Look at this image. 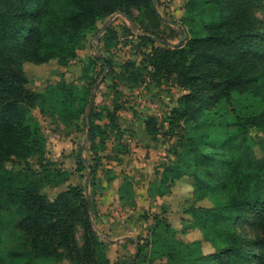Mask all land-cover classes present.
<instances>
[{
    "label": "trees",
    "instance_id": "obj_1",
    "mask_svg": "<svg viewBox=\"0 0 264 264\" xmlns=\"http://www.w3.org/2000/svg\"><path fill=\"white\" fill-rule=\"evenodd\" d=\"M115 11L141 27L135 35L140 67L152 79L171 78L186 90L165 120L171 132L186 130L184 124L191 132L175 131L176 158L163 163L154 191L167 193L175 179L189 175L195 198L210 200L208 206L182 209L198 226L200 238L172 239L152 227L148 238H137L135 255L144 258L149 246L148 258H164L162 264H264V154L256 157L245 141L249 124L257 126L262 136L256 140L264 152V107L244 119L234 113L230 124L237 132L232 134H222L223 114L213 109L222 99L229 102L234 90L264 102V0H185L181 23L186 35L173 45L165 41L177 30L171 26L164 34L159 29L162 19L154 0H0V228L12 216L19 245L7 256L0 252V264H59L62 259L70 264L108 263L107 242L92 223V194L89 203L82 185L69 184L49 197L45 184L65 181L64 170L44 166L43 172L25 174L5 162L43 152L45 138L30 115L33 107L43 112L52 107L62 125H79L80 110L72 108L80 92L76 83L61 78L36 91L28 86L23 63L56 58L66 64L87 33L97 29V19ZM101 37L107 49L116 32L109 25ZM89 113L86 135L93 141L105 129L95 122V112ZM144 124L149 135L159 132L156 116L147 115ZM78 161L85 166L83 158ZM90 169L92 182L95 166ZM130 187L123 178L120 200L130 197ZM202 241L212 249L204 251Z\"/></svg>",
    "mask_w": 264,
    "mask_h": 264
},
{
    "label": "rangeland",
    "instance_id": "obj_2",
    "mask_svg": "<svg viewBox=\"0 0 264 264\" xmlns=\"http://www.w3.org/2000/svg\"><path fill=\"white\" fill-rule=\"evenodd\" d=\"M184 2L154 0V6L162 19L159 29L164 34H168L171 26L177 30V33L168 36L167 40L171 43L181 42L186 35V28L181 23ZM137 13L134 9L133 14ZM110 16L107 26L111 25L116 32V39L113 45L105 49L101 39L105 29L99 33L98 39L96 35ZM96 26V30L87 33L76 55L68 59L66 64H60L56 58L41 63H23L28 86L36 91H43L49 83L61 78L76 83L80 92L73 98L72 108L80 110L79 125L78 128L62 125L55 113H51L52 107L47 112L33 107L30 115L39 124L45 138L43 152L21 161L8 160L5 166L25 174L30 170L43 172L44 166L64 170L67 175L65 181L55 185H49L52 181L45 184L44 189L49 197L69 184H80L87 196L92 194L96 210L95 214L91 213L92 223L99 237L107 242V264H162L164 258H148L149 246L144 248V258L135 255L137 238H148L152 227L172 239L189 241L200 238L198 226L190 222V214L182 209L190 204L210 205L207 197L200 200L195 198L193 180L189 175L175 179L167 193L160 195L154 191L163 163L176 158L173 152L177 139L175 131L191 132L185 124L186 130L175 128L171 132L165 120L170 108L176 104L177 97L186 90L177 86L171 78L152 79L146 69L140 67L141 56L135 35L141 27L123 12H113L97 19ZM126 27H130L132 32ZM154 44L162 45V42L155 40ZM97 54L107 58L110 64L106 67L102 65ZM93 92L90 111L95 112V122L105 132L97 134L90 141L86 135V116ZM263 107L264 102L259 96L234 90L229 102L222 99L213 109L227 118L219 117L222 134H232L237 132V126L230 124L234 113L244 119L257 114ZM147 115L157 117L160 127L156 136L146 132L144 121ZM257 136H262L261 131L250 123L245 141L254 155L261 157L264 152L256 140ZM180 148L177 147V152ZM80 158L84 159L85 166L80 165ZM91 165L95 166L92 182L89 181ZM57 178L58 175L54 176L53 181ZM123 178L131 186L128 190L130 197L126 200H120L118 193ZM156 216L164 217L165 221H156ZM12 220L11 216L0 228V252L4 256L12 248H19ZM77 236H80V231ZM129 237L134 240H127ZM202 248L210 251L212 246L202 241ZM59 264L70 262L62 259Z\"/></svg>",
    "mask_w": 264,
    "mask_h": 264
},
{
    "label": "water",
    "instance_id": "obj_3",
    "mask_svg": "<svg viewBox=\"0 0 264 264\" xmlns=\"http://www.w3.org/2000/svg\"><path fill=\"white\" fill-rule=\"evenodd\" d=\"M119 12H120V11H115L114 13H119ZM111 17H112V16H110V17L108 18V20L106 21V23L103 24V25L101 26V28L99 29L98 34L96 35V39H98V37H99V33H100L103 29L106 28V26H107L108 23L110 22ZM180 32L182 33V30H180ZM165 42H166L167 44H169V45L179 44V43H180V41H178V42H176V43H171V42H169V41H167V40H166ZM97 57H98L99 60L102 62V64L106 67L107 64L105 63V60L103 59L102 55H101V54H97ZM95 86H96V84L94 85V87H95ZM93 95H94V92L92 93V95H91V97H90V102H89L88 112H87V116H86V121L88 120V116H89L90 108H91L92 101H93ZM88 200H89V203H90L89 196H88ZM90 212H91V208H90Z\"/></svg>",
    "mask_w": 264,
    "mask_h": 264
}]
</instances>
